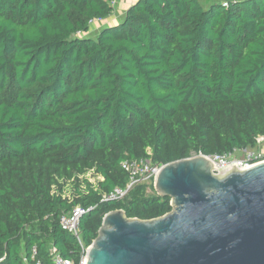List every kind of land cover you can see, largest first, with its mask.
I'll list each match as a JSON object with an SVG mask.
<instances>
[{"label": "trees", "instance_id": "obj_1", "mask_svg": "<svg viewBox=\"0 0 264 264\" xmlns=\"http://www.w3.org/2000/svg\"><path fill=\"white\" fill-rule=\"evenodd\" d=\"M0 0V264H79L105 214L171 212L125 161L222 157L264 137V0ZM98 177L90 182L85 176ZM89 209L77 239L59 220Z\"/></svg>", "mask_w": 264, "mask_h": 264}, {"label": "water", "instance_id": "obj_2", "mask_svg": "<svg viewBox=\"0 0 264 264\" xmlns=\"http://www.w3.org/2000/svg\"><path fill=\"white\" fill-rule=\"evenodd\" d=\"M212 169L203 155L163 165L153 189L171 212L105 214L85 264H264V162L223 177Z\"/></svg>", "mask_w": 264, "mask_h": 264}, {"label": "built area", "instance_id": "obj_3", "mask_svg": "<svg viewBox=\"0 0 264 264\" xmlns=\"http://www.w3.org/2000/svg\"><path fill=\"white\" fill-rule=\"evenodd\" d=\"M222 4L223 6H227V2H223ZM261 143H264L263 136H259L256 138L255 146L261 145ZM253 148L238 150L242 151V156L238 159L231 160L230 158L232 154L224 155L222 157L208 158L210 160L219 161L221 163V166L225 169L229 168V170L243 171L264 162V151ZM161 167V165L154 164L150 159L147 158L137 161L122 162L121 168L125 170L129 176L127 184L124 188H115L109 194L104 195L101 199V202L122 200L126 197L128 192L137 185L146 184L153 186L155 178L157 177ZM88 211L89 209L84 210L81 207L74 208L71 212L66 215H63L60 218V227L63 230L68 231L78 239L79 220L81 216ZM50 256L52 264H73L71 261H67L61 258V256L58 254L57 250L54 247L50 249ZM36 264L40 263L37 262ZM79 264H85V256L82 257Z\"/></svg>", "mask_w": 264, "mask_h": 264}, {"label": "crops", "instance_id": "obj_4", "mask_svg": "<svg viewBox=\"0 0 264 264\" xmlns=\"http://www.w3.org/2000/svg\"><path fill=\"white\" fill-rule=\"evenodd\" d=\"M137 0H115L113 3V13L111 16L104 20H96L93 21V27L96 28L97 26H101L99 29L103 27H110L119 24L124 17V14L128 7L133 5ZM217 1H225V0H199V3L203 8H208L210 5Z\"/></svg>", "mask_w": 264, "mask_h": 264}, {"label": "rangeland", "instance_id": "obj_5", "mask_svg": "<svg viewBox=\"0 0 264 264\" xmlns=\"http://www.w3.org/2000/svg\"><path fill=\"white\" fill-rule=\"evenodd\" d=\"M101 26H97L96 28L93 27V24L90 25V28H89V31L88 33L86 34H82L80 36H86V37H90V38H94L96 37L98 31L100 30ZM250 149V148H248ZM253 149H260L262 151H264V143H261V145H258V146H255ZM242 151H235L232 155H231V160L233 159H238V158H241L242 156ZM216 163V166H213V169H212V173L217 176V177H223L225 176L228 172H230L231 170H229V168H223L221 166V163L219 161H215ZM86 178H88V180L90 182H95L98 180V177L94 176L92 173H88L86 176Z\"/></svg>", "mask_w": 264, "mask_h": 264}, {"label": "bare ground", "instance_id": "obj_6", "mask_svg": "<svg viewBox=\"0 0 264 264\" xmlns=\"http://www.w3.org/2000/svg\"><path fill=\"white\" fill-rule=\"evenodd\" d=\"M210 161H211V163H212V167H213V166H216V163H215L214 160H210Z\"/></svg>", "mask_w": 264, "mask_h": 264}]
</instances>
